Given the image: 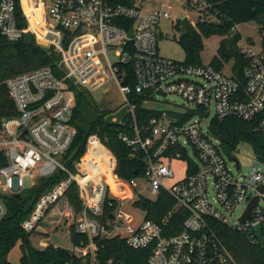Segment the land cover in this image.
Wrapping results in <instances>:
<instances>
[{
    "label": "built area",
    "instance_id": "2783aa9c",
    "mask_svg": "<svg viewBox=\"0 0 264 264\" xmlns=\"http://www.w3.org/2000/svg\"><path fill=\"white\" fill-rule=\"evenodd\" d=\"M144 1L127 5L108 0H50V23L42 4L31 3L27 13L20 0L30 31L60 52L63 75L41 67L6 81L17 113L0 121V221L8 212L5 196L21 194L39 178L61 171L66 177L40 197L22 222L26 231L36 230L50 207L76 183L83 203L76 229L89 242L73 245L70 250L89 257L88 264H100L97 240L114 237L135 249L150 248L148 264H211L213 260L236 264L230 249L211 227V220L226 224L264 248V173L254 167L237 177L228 165L229 157L211 135L212 119L207 121V117L212 105L214 117L220 119L250 121L264 111V54L255 51L247 39L240 40L241 51L250 59L244 72V91L240 92V83L212 64L193 65L161 56L160 23L171 18L174 6L169 0H154V5L161 7L148 9ZM186 1L201 13L211 6L208 0ZM238 31L236 25L232 34ZM23 34L17 25L16 0H0V35L15 42ZM111 51L117 57L114 63ZM131 75L133 84L128 83ZM112 81L119 85L133 115L136 104L130 95L146 92L160 96L173 92L190 105L185 113L195 112L180 123L163 110L147 125L139 128L135 124L134 137L120 135L133 154H141L146 161L143 174L138 172L129 180L116 173L115 154L95 134L89 137L82 157L73 162L75 171L65 161L77 133L72 123L76 95L71 83L87 88L94 96L102 90L104 96ZM233 159L240 169L239 161ZM176 162L185 163L180 178H176ZM110 176L115 178L116 190ZM139 180L144 181L141 189ZM147 188L154 198L145 195ZM162 190L176 204L159 223L147 218L148 210L139 201L156 200ZM255 198L251 215L243 218ZM129 208L142 210L144 220L135 224ZM180 209L187 212L182 230L168 235L175 229L171 218ZM237 210L238 219L232 221L228 214Z\"/></svg>",
    "mask_w": 264,
    "mask_h": 264
},
{
    "label": "trees",
    "instance_id": "16d2710c",
    "mask_svg": "<svg viewBox=\"0 0 264 264\" xmlns=\"http://www.w3.org/2000/svg\"><path fill=\"white\" fill-rule=\"evenodd\" d=\"M26 0H23V3ZM112 4H134V0H108ZM211 4L204 14L216 17V20H199L193 25L186 18L178 20L175 27L185 28L180 36L181 44L186 58L185 62L193 65H202L201 52L203 50V38L212 35L222 36L218 48V55L212 61V65L221 70L224 64L233 61V77L240 83V92L244 91L246 84L245 68L250 64V59L241 51L239 42L243 38L240 31L232 34L236 25L255 21L261 34V52L264 54V0H208ZM186 7H190L186 1ZM17 25L23 29V37L19 41L11 42L0 35V121L4 117L16 115V107L9 94L6 85L7 79L21 75L41 67H50L57 76L63 75L60 66L61 56L54 47H44L38 43L37 37L28 28V22L22 10L20 0H16ZM250 40V39H249ZM253 44L254 42L250 40ZM128 83H134L131 75ZM71 88L76 95V107L72 123L77 129L76 137L71 149L65 156L69 167L75 171L73 162L80 159L86 151V144L93 134L112 150L117 158L116 173L124 179H132L137 175L136 170L143 174L146 161L141 154L134 155L133 150L121 138V134L135 136V124L141 128L161 110L149 109L144 102L151 96L150 92L144 94H131L130 100L136 104L134 115L127 112L122 122L108 120V112L91 115L95 105V98L86 88L71 83ZM180 123L186 122L195 114L194 110L186 113H171ZM209 131L219 141V147L229 158L233 157L239 145L248 143L252 146L255 155L264 162V111L253 120H244L238 117H226L220 119L213 117ZM66 177L61 171H57L49 177L39 178L37 183L25 189L20 196L7 195V215L0 221V264H11L10 251L21 242L22 264H88L89 257L77 256L61 246L49 242L45 247H36L31 240L35 230L26 231L22 222L27 219L37 204L40 197L51 190L57 183ZM79 215L83 210V203L78 195L76 183H72L64 195ZM139 204L148 210L147 218L162 223L165 216L175 206L174 198L162 190L156 200L142 198ZM53 207V206H52ZM52 207L48 210L51 211ZM187 217L184 209L178 210L171 218L170 225L175 229L168 235L178 234L182 230L183 222ZM211 227L230 249L236 260V264H264V248L252 243L249 238L230 228L226 224L211 220ZM71 242L73 245L87 244L89 238L78 232L76 224L69 227ZM96 257L100 264H148L151 253L150 248L135 249L120 238H108L97 240Z\"/></svg>",
    "mask_w": 264,
    "mask_h": 264
},
{
    "label": "rangeland",
    "instance_id": "374dc122",
    "mask_svg": "<svg viewBox=\"0 0 264 264\" xmlns=\"http://www.w3.org/2000/svg\"><path fill=\"white\" fill-rule=\"evenodd\" d=\"M34 5H43L44 11L47 13V5L50 0H29ZM170 4L174 6L171 11L170 19H162L160 23V31H159V39H158V50L159 54L163 57L177 60V61H185L186 55L185 52L179 43L180 36L185 32V28L182 26L181 28H176L175 25L178 20L186 18L193 25L199 20H216V17L210 14H204L198 11L196 8L186 7V0H169ZM26 1L24 2L25 5ZM144 6L148 9H156L160 8V4L154 5V0H145ZM46 21L52 22L49 14H46ZM238 29L242 34L244 39L248 41L252 40L254 43L252 44L255 51L261 50V34L259 31V26L255 21H249L246 23H242L238 25ZM222 36L220 35H212L210 37L203 38V50L201 52V60L203 65H210L216 55H218V48L220 45V41L222 40ZM250 39V40H249ZM39 43V42H38ZM44 47H47L43 43L40 44ZM55 49V48H54ZM56 50V49H55ZM56 52H58L56 50ZM60 54V52H58ZM61 56V54H60ZM110 60L114 63L117 60V57L114 51L109 53ZM62 59V56H61ZM61 62V60H60ZM233 61H229L224 64L222 69L223 73L226 75H233ZM84 88V87H83ZM87 89V88H86ZM106 91H101V94L95 98L96 102L94 108L91 110V115L108 112L107 119L115 122H122L125 114L129 111V106L124 103V97L122 96L119 85L112 81L107 84L105 87ZM88 90V89H87ZM92 93V92H91ZM96 93V92H95ZM151 97L144 102V106L149 109H156L161 111H168L170 113H185L187 108L190 106L187 102L183 100L179 95L168 92L166 96H160L156 94L150 95ZM211 115L207 117V121H210L215 115V108L211 106ZM171 115V118H175V115ZM235 157L240 164V169H237V165L233 159ZM232 158H228V165L231 168L232 172L237 177H243L247 175L254 167L261 168L264 173V163H262L255 155L253 148L248 143H243L239 145L237 150L234 152ZM185 163L184 162H176V178H180L183 175ZM28 183H30L28 181ZM139 189L144 186V181L139 180ZM147 188L144 193L145 195L154 198ZM68 203L67 197H62L61 200L52 207L51 211L47 214V216L40 222L41 225L38 230L32 234L31 239L37 243V239L45 238L48 235L44 234V230H52L49 234L51 240L55 244H59L60 246L66 249H72V242L70 238V233L68 231V222L72 224L77 220L79 215H76L73 211L72 207ZM56 208L57 212L55 214H51L52 210ZM72 209V210H71ZM135 216V224L144 220V212L140 209H128ZM240 210H237L233 213H229V217H232V221H237ZM20 249L18 246H15L10 251V256L14 260V264H20V262L16 261L18 259Z\"/></svg>",
    "mask_w": 264,
    "mask_h": 264
},
{
    "label": "crops",
    "instance_id": "0c3cea01",
    "mask_svg": "<svg viewBox=\"0 0 264 264\" xmlns=\"http://www.w3.org/2000/svg\"><path fill=\"white\" fill-rule=\"evenodd\" d=\"M29 2H30L29 0H26V3H25V5H24L23 0H22V4H23L24 8L26 9L27 13H29V10H28V8H27V6L30 5ZM69 205H70V204H69ZM70 208H71V207H70ZM72 209H73V208H72ZM72 209H71V210H72ZM73 211H74V210H73ZM56 212H57V210H56V208H54V209L52 210L51 214L53 215V214H55ZM76 215H77V214H76ZM74 223H75V222H74ZM67 225H68V231H69V227L72 225V223H71V222H68ZM40 226H41V225H39L38 228H39ZM38 228H37L36 230H38ZM52 230H54V229L44 230V231H43L44 234H45V235H48V236L45 237V238H40V237H39V238L36 240L38 244H36L35 241H34L33 239H31V240H32V243H33L36 247H39V248H43V247H45L49 242H52L51 237L49 236V234L52 232ZM52 243H53V242H52ZM53 244L56 245V246H60L59 244H55V243H53ZM20 245H21V242H18L17 245H16V246H18L19 249H20V252H19V255H18V259H16V261H18V262H20V264H22V263H21L22 252H21ZM72 246H73V244H72ZM61 247H62V246H61ZM9 260H10L11 264H14V260L11 258L10 253H9ZM18 264H19V263H18Z\"/></svg>",
    "mask_w": 264,
    "mask_h": 264
},
{
    "label": "water",
    "instance_id": "95a60500",
    "mask_svg": "<svg viewBox=\"0 0 264 264\" xmlns=\"http://www.w3.org/2000/svg\"><path fill=\"white\" fill-rule=\"evenodd\" d=\"M38 42H39V44H42V43L40 42V40H38ZM43 44H44V43H43ZM44 45L47 46V43L44 44ZM100 94H101V91H97V92L95 93V98H97ZM138 172H139V171L136 170V173H138ZM16 196L18 197V196H20V194H16ZM257 200H258V199L255 198V199L250 203L249 208H248V210H247V212H246V214H245V216H244L243 218H245V217H249V216L251 215L252 207H253L254 203H255ZM256 232H257V235L260 237V226H257V227H256ZM211 264H218V263H217V261L213 260Z\"/></svg>",
    "mask_w": 264,
    "mask_h": 264
},
{
    "label": "bare ground",
    "instance_id": "6f19581e",
    "mask_svg": "<svg viewBox=\"0 0 264 264\" xmlns=\"http://www.w3.org/2000/svg\"><path fill=\"white\" fill-rule=\"evenodd\" d=\"M31 7H32V5H28L27 6V8H28L29 11H30ZM40 42L46 44V42L43 41V40H40ZM110 180H111V182H112V184H113V186L115 187V190H116L117 184L115 183V178H113V177L110 176Z\"/></svg>",
    "mask_w": 264,
    "mask_h": 264
}]
</instances>
